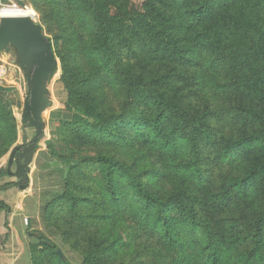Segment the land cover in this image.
Masks as SVG:
<instances>
[{"label": "trees", "instance_id": "1", "mask_svg": "<svg viewBox=\"0 0 264 264\" xmlns=\"http://www.w3.org/2000/svg\"><path fill=\"white\" fill-rule=\"evenodd\" d=\"M24 2L71 112L30 263L70 264L60 238L82 264H264V0ZM4 92L0 159L18 145Z\"/></svg>", "mask_w": 264, "mask_h": 264}, {"label": "rangeland", "instance_id": "2", "mask_svg": "<svg viewBox=\"0 0 264 264\" xmlns=\"http://www.w3.org/2000/svg\"><path fill=\"white\" fill-rule=\"evenodd\" d=\"M7 3L6 1L3 2ZM35 12L34 20L38 23L40 22V15L32 8ZM11 12V11H10ZM16 13V12H15ZM19 14L24 15L21 12ZM42 25V24H41ZM43 27V31L49 39L51 38L50 34ZM0 65L3 72V82L0 83V87L5 89L4 98L8 105L15 107L13 108L16 114L17 123H18V143L21 141V130H20V114L23 107V100L28 94V90L25 88V80L23 77L22 71L15 64V54L11 50L7 54H0ZM60 78L57 75L52 79V83L49 86V90L51 93V99L53 100V105L51 108L45 110L42 113V119L45 122L44 132L42 134L43 139L40 142V146L37 147V151L33 157L32 164L30 165V175L29 178L32 179L33 185H28V191L25 193L22 192L17 186H11L8 189H4L0 192V200L4 201L7 206H10L12 210L17 211H25L26 218H28V224L25 225L26 229L23 231V239L26 242V245L29 243H38L40 239H38L37 230L33 229V227H29L30 220L32 217L38 218L39 221V213L41 211V207L44 204L43 200L45 197H49V192H53L54 190L59 189L58 183H50V186L47 185L50 179H39V174L41 171L42 174L46 172V170L42 167L44 165L50 166V169L53 167L58 168L61 163L57 160L51 158L49 152L46 151L47 144H51L56 148L58 153L67 154V150L64 148L62 142L60 145V124L64 120H68L71 116L70 110L64 106L65 101V93L63 92L62 86L59 83ZM34 129H27L28 139L27 142L33 137ZM10 154H6L4 157L0 159V166L4 169H9L11 172L10 177L2 176L0 178V184H6L9 182H19L20 178H16L14 175L15 166H8V158ZM49 169V170H50ZM13 180V181H10ZM24 184V182H21ZM0 185V186H1ZM48 191V193H46ZM3 210V209H2ZM25 218V217H24ZM23 218V219H24ZM24 222V220H23ZM38 227V228H39ZM35 228V227H34ZM55 245L58 250H60L63 257H65L70 264H82V258L79 254L72 251L69 246L64 244L60 238L54 240ZM29 248V246H28Z\"/></svg>", "mask_w": 264, "mask_h": 264}, {"label": "water", "instance_id": "3", "mask_svg": "<svg viewBox=\"0 0 264 264\" xmlns=\"http://www.w3.org/2000/svg\"><path fill=\"white\" fill-rule=\"evenodd\" d=\"M17 2L24 5L23 0ZM11 50L15 54L16 66L23 73L28 94L23 100L19 117L21 141L10 153L8 166H15L14 175L20 178L19 187L26 189L29 185L30 165L45 128L42 113L53 105L49 86L58 71V78L61 77L62 70L51 40L44 33L42 25L31 16L1 17L0 54H7ZM27 129H34L35 132L29 142ZM56 252L62 258L60 250Z\"/></svg>", "mask_w": 264, "mask_h": 264}, {"label": "crops", "instance_id": "4", "mask_svg": "<svg viewBox=\"0 0 264 264\" xmlns=\"http://www.w3.org/2000/svg\"><path fill=\"white\" fill-rule=\"evenodd\" d=\"M6 14H10V12ZM6 172L7 175L5 176L9 178L11 172L9 169H7ZM30 173L31 172H29V175ZM0 178H2V176H0ZM17 187L24 193L28 191V188L21 189L19 185H17ZM25 213V211L12 210L10 206L2 210L0 206V264H31L28 245H26L22 235L23 231L26 229L25 225H27L23 222V218L27 217ZM33 218L34 217L31 219Z\"/></svg>", "mask_w": 264, "mask_h": 264}, {"label": "built area", "instance_id": "5", "mask_svg": "<svg viewBox=\"0 0 264 264\" xmlns=\"http://www.w3.org/2000/svg\"><path fill=\"white\" fill-rule=\"evenodd\" d=\"M4 1H6L7 3L4 4L3 3ZM28 6L31 7L26 2H24V5H20L17 2V0H0V19L3 16H20L22 14H19L18 12L23 11ZM8 11H11V13L12 12H16V13L15 14H6ZM3 77H4L3 76V72H2V69H1V65H0V83L3 82ZM23 220H24L25 224H28V218L25 217Z\"/></svg>", "mask_w": 264, "mask_h": 264}, {"label": "bare ground", "instance_id": "6", "mask_svg": "<svg viewBox=\"0 0 264 264\" xmlns=\"http://www.w3.org/2000/svg\"><path fill=\"white\" fill-rule=\"evenodd\" d=\"M10 12V11H8ZM21 13H23L24 15H28L31 16L33 19L35 17V12L28 6L26 9H24L23 11H21ZM10 14H15V12H10Z\"/></svg>", "mask_w": 264, "mask_h": 264}, {"label": "flooded vegetation", "instance_id": "7", "mask_svg": "<svg viewBox=\"0 0 264 264\" xmlns=\"http://www.w3.org/2000/svg\"><path fill=\"white\" fill-rule=\"evenodd\" d=\"M19 152V151H16V153Z\"/></svg>", "mask_w": 264, "mask_h": 264}]
</instances>
